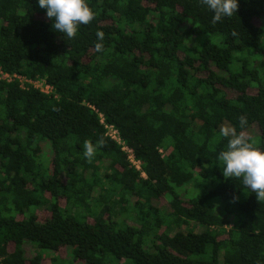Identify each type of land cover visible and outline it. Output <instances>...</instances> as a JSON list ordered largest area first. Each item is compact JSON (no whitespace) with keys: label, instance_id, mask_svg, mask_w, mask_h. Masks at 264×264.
<instances>
[{"label":"trees","instance_id":"obj_1","mask_svg":"<svg viewBox=\"0 0 264 264\" xmlns=\"http://www.w3.org/2000/svg\"><path fill=\"white\" fill-rule=\"evenodd\" d=\"M87 3L69 39L0 0V264H264V199L217 159L221 125L264 149V0Z\"/></svg>","mask_w":264,"mask_h":264},{"label":"clouds","instance_id":"obj_2","mask_svg":"<svg viewBox=\"0 0 264 264\" xmlns=\"http://www.w3.org/2000/svg\"><path fill=\"white\" fill-rule=\"evenodd\" d=\"M213 13L212 23L221 21L225 17L236 14L239 0H201ZM45 15L52 21V29L60 33L63 38H74L81 25L89 24L94 13L87 0H37ZM98 41L103 40V34L97 33ZM103 45L95 44L96 50L101 51ZM248 121L245 116L239 118V126L243 129ZM219 135L227 138L226 150L218 153V165L225 179H239L243 185L255 194L256 199H264V149L255 146L243 132H237L235 127L221 125ZM103 140L95 144L89 141L84 143L85 158H92Z\"/></svg>","mask_w":264,"mask_h":264},{"label":"rangeland","instance_id":"obj_3","mask_svg":"<svg viewBox=\"0 0 264 264\" xmlns=\"http://www.w3.org/2000/svg\"><path fill=\"white\" fill-rule=\"evenodd\" d=\"M37 88H39V89H44V86H43V83L42 82H38L37 84H34ZM245 136H247V137H254V136H256L257 134H258V129H257V127L256 126H252L251 128H249L248 129V131H246L245 133ZM109 135H110V133H109ZM189 185L191 186V187H193V185H194V182L193 181H191V182H189ZM37 213H38V215H42L43 214V208L42 207H40L38 210H37ZM202 230V228H199L198 229V231H201ZM37 254H40V252H38L36 249H34L33 247H31V246H29L28 248H27V252H26V256L28 257V258H33V257H35ZM42 255H44V254H42ZM65 256V253L63 252V251H61V252H59L58 254H48V253H46L45 255H44V262H43V264H52L53 262H51V259L52 258H54L55 260H56V262L55 263H53V264H62V262H60L59 260L61 259V258H63ZM64 260H67L68 261V259H63V261ZM58 261V262H57Z\"/></svg>","mask_w":264,"mask_h":264},{"label":"built area","instance_id":"obj_4","mask_svg":"<svg viewBox=\"0 0 264 264\" xmlns=\"http://www.w3.org/2000/svg\"><path fill=\"white\" fill-rule=\"evenodd\" d=\"M2 78H4V79H8V76H7V75H3ZM34 84H37V83H34ZM34 84H33V85H34ZM34 86H35V85H34ZM44 91H45L46 93H48V92L51 91V89H50L48 86H46V87L44 88ZM109 130H110V135H109V136H110L112 139L118 141V139H117V133H116L112 128H109ZM123 149H124V151L127 152L128 156H129V160L131 161V163H132V164L138 169V164H137L136 162L133 161V157H132V155H131V152H130L129 150H127L126 148H123Z\"/></svg>","mask_w":264,"mask_h":264}]
</instances>
